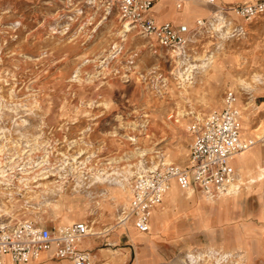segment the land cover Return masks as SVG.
Wrapping results in <instances>:
<instances>
[{
  "label": "rangeland",
  "instance_id": "obj_1",
  "mask_svg": "<svg viewBox=\"0 0 264 264\" xmlns=\"http://www.w3.org/2000/svg\"><path fill=\"white\" fill-rule=\"evenodd\" d=\"M176 1L153 7L191 29L173 58L97 0H0V206L50 229L87 222L89 264H264V13L246 22L232 9L254 0H218L226 17L204 0ZM216 13L224 32L208 23ZM226 91L253 141L234 157L236 191L209 200L172 186L148 233L118 223L135 174L160 160L187 165L188 125L221 109ZM50 263L43 251L27 264Z\"/></svg>",
  "mask_w": 264,
  "mask_h": 264
},
{
  "label": "built area",
  "instance_id": "obj_2",
  "mask_svg": "<svg viewBox=\"0 0 264 264\" xmlns=\"http://www.w3.org/2000/svg\"><path fill=\"white\" fill-rule=\"evenodd\" d=\"M97 1L106 10H114L122 22L152 39L173 58L190 42L191 29L186 25L158 22L152 16L151 8L157 0ZM204 1L215 3V0ZM182 4L183 0L175 3L177 8ZM232 9L244 21L250 22L264 13V0L235 4ZM195 24L202 27L205 21L197 19ZM235 100L233 91H226L221 109L212 110L188 125L192 142L187 165L160 160L135 174L128 202L119 211L118 223L131 222L140 233L148 232L151 212L162 202L172 182L181 190L193 187L212 195L226 191L229 185L236 183L232 157L247 150L253 141L241 136L240 113ZM26 216H14L0 206V264L4 263L5 256L12 264H27L41 250L50 251L51 258L69 260L70 264H88L89 254L78 247V242L88 235L87 222L50 229Z\"/></svg>",
  "mask_w": 264,
  "mask_h": 264
},
{
  "label": "crops",
  "instance_id": "obj_3",
  "mask_svg": "<svg viewBox=\"0 0 264 264\" xmlns=\"http://www.w3.org/2000/svg\"><path fill=\"white\" fill-rule=\"evenodd\" d=\"M244 2H247V1H244ZM243 2V3H244ZM156 3H158L157 1L154 3V5L156 4ZM176 3V2H175ZM204 3H206V4H208V5H210V6H212V10H214V9H216V8H218V6H221L220 4H219V2H218V0H215V3L214 4H210V3H207V2H205L204 1ZM237 4H239V3H237ZM154 5L152 6V8H151V14H152V16L158 21V22H170L172 25H186L189 29H190V27L187 25V24H185V23H183V22H181V23H177L178 21H173L172 19H169L170 17L168 16V15H166V14H163V12L164 11H162V8L161 7H159V10H158V12H159V19H157L156 18V11L153 9V7H154ZM183 5V4H182ZM230 4H228V6H229ZM175 7H176V5H175ZM222 8H223V10L221 11L223 14H224V16L226 17V15H227V13L228 12H232V11H230V9H231V7H226V6H221ZM177 8V7H176ZM177 9H182V6L180 7V8H177ZM164 10H166V9H164ZM207 10H204V12H206ZM233 13V12H232ZM182 16V18H185L183 15H181ZM197 19H202V20H204L202 17L201 18H196L195 19V22L194 23H196V20ZM205 22H207V21H205ZM234 27H236V30L240 33V34H244L245 32H246V30L244 29V27L242 26V25H235ZM233 27V28H234ZM232 28V29H233ZM235 29V28H234ZM261 96V95H260ZM262 102H264V100L262 101ZM242 136V135H241ZM233 160H234V158L231 160V164L233 163ZM232 166H233V168H234V170H235V173H236V177L238 178V174H237V172H236V169H235V167H234V165L232 164ZM172 186H175L177 189L179 188L178 187V185L175 183V182H172V184H171ZM180 189V188H179ZM181 190V189H180ZM129 199V198H128ZM163 201V200H162ZM161 204V203H160ZM159 204V205H160ZM158 205V206H159ZM157 206V207H158ZM151 219V218H150ZM82 220H77V221H73V222H81ZM73 222H71V223H73ZM132 226H133V224L131 223V222H129ZM68 224H70V223H67V224H64V225H68ZM51 225V223L49 222V221H47V220H44L43 221V226H45V227H49ZM125 228H126V226H125ZM133 228H135L134 226H133ZM136 229V228H135ZM137 232L139 233V231L137 230ZM146 233H148V232H146ZM82 239H84V238H82ZM78 247L81 249V250H83V251H85V252H87L89 255H90V250H88L87 248H82V247H80L79 245H78ZM46 258L48 259V260H50V264H70V262H69V260H66V259H55V258H51L50 257V251H46ZM9 258L7 257V256H5L4 257V263L3 264H9Z\"/></svg>",
  "mask_w": 264,
  "mask_h": 264
},
{
  "label": "bare ground",
  "instance_id": "obj_4",
  "mask_svg": "<svg viewBox=\"0 0 264 264\" xmlns=\"http://www.w3.org/2000/svg\"><path fill=\"white\" fill-rule=\"evenodd\" d=\"M186 1L187 0H183V5L186 3ZM182 5V6H183ZM214 12V11H213ZM211 13V12H210ZM209 13V14H210ZM217 14V13H216ZM213 18V17H212ZM215 19H213V20H209L208 21V23L213 27V28H217L218 29V31H220V32H224L223 31V29L221 28V24H223V22H224V19H223V16L221 15V14H217V16L216 17H214ZM225 22H227V21H225ZM225 22H224V24H225ZM125 24H128L127 22H124ZM216 24H217V26H216ZM227 24V23H226ZM128 26H129V24H128ZM224 27V26H223ZM129 28H131L130 26H129ZM226 28V27H225ZM216 29V30H217ZM194 37V36H193ZM193 37H191V39L190 40H193L194 38ZM184 53V50L183 49H181L180 51H179V55L178 56H181V54H183ZM180 59V58H179ZM181 60V59H180ZM209 62H210V57L209 58H207V60H203L202 62H201V64L199 65L201 68H204L205 66H207L208 64H209ZM183 73V72H182ZM181 73V71L179 72V76H180V78H181V80L182 81H184L185 82V79H187L188 77H189V74H182ZM184 84V83H183ZM241 86H242V88H243V90L245 91V92H247L248 94H252L251 93V91H252V89H250L249 88V86H245L246 84L244 83V82H241ZM250 98H252L253 99V96L251 95V96H249ZM251 99V100H252ZM239 154V153H238ZM237 155V154H236ZM236 155H234L233 157H232V159L236 156ZM139 166H140V168H141V165H140V163L138 164ZM259 171H260V169H259ZM238 173V172H237ZM130 174H131V171H130V169H127V170H125L124 171V173H123V180H119L118 181V183H121V184H124L123 182H124V180L126 181L127 179H128V176H130ZM239 174V173H238ZM1 175H3L2 173H1ZM260 175V174H259ZM4 176V175H3ZM258 176V175H257ZM260 177V176H259ZM98 178V177H97ZM256 179H257V177H256ZM237 182V181H236ZM171 187H172V185L170 186V189H171ZM191 188H193V187H190L189 189H191ZM238 188V184L237 183H232L231 185H229V187L227 188V190L226 191H219V192H217L218 194H222V195H228V194H230V193H232V192H234V191H236V189ZM169 189V190H170ZM189 189H187V190H189ZM182 191H186V190H182ZM130 193H131V182H130V184H129V186H128V198H129V196H130ZM167 193V192H166ZM203 194H204V196H206V198H208L209 200L211 199V195L212 194H206V193H204V192H202ZM166 195V194H165ZM208 195V196H207ZM216 195V194H215ZM214 195V196H215ZM127 202H128V200H127ZM149 230H150V228H149ZM89 234V233H88ZM81 241V240H80ZM79 241V242H80ZM79 242H78V245H79ZM44 250H41V251H39L38 253H37V255H36V257L41 253V252H43ZM194 256L195 255H190V256H188V262L187 261H184V263L185 264H189L192 260H193V258H194ZM195 259V258H194ZM90 263V258H89V262H88V264Z\"/></svg>",
  "mask_w": 264,
  "mask_h": 264
}]
</instances>
